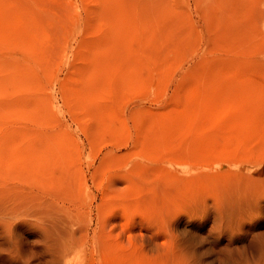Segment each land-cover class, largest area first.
Instances as JSON below:
<instances>
[{"label":"rangeland","instance_id":"1","mask_svg":"<svg viewBox=\"0 0 264 264\" xmlns=\"http://www.w3.org/2000/svg\"><path fill=\"white\" fill-rule=\"evenodd\" d=\"M0 264H264V0H0Z\"/></svg>","mask_w":264,"mask_h":264}]
</instances>
